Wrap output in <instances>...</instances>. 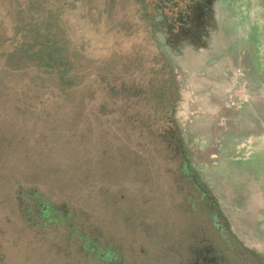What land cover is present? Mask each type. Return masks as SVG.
I'll return each instance as SVG.
<instances>
[{
  "label": "rangeland",
  "instance_id": "obj_1",
  "mask_svg": "<svg viewBox=\"0 0 264 264\" xmlns=\"http://www.w3.org/2000/svg\"><path fill=\"white\" fill-rule=\"evenodd\" d=\"M149 3L0 0V264H259L244 246L264 247V165L221 160L216 120L200 125L204 104L182 69L193 58L218 63L224 44L247 52L251 11L244 0H214L203 48L178 56L181 66ZM55 66L61 76L49 75ZM161 80L176 87L170 107L157 105L172 98ZM228 88L229 113L247 90L231 79ZM169 111L182 155L164 136Z\"/></svg>",
  "mask_w": 264,
  "mask_h": 264
},
{
  "label": "crops",
  "instance_id": "obj_2",
  "mask_svg": "<svg viewBox=\"0 0 264 264\" xmlns=\"http://www.w3.org/2000/svg\"><path fill=\"white\" fill-rule=\"evenodd\" d=\"M245 21L249 22L248 20ZM204 35L201 38L202 40ZM201 39L198 42H189L187 39L179 43L169 42V54H173L174 60L180 65L181 59L179 60L178 56L183 54L185 58H189L195 54V49L203 48ZM245 41L247 42V40ZM182 42H184V45ZM181 45H183L182 50ZM230 45L224 44L215 53L221 58L217 61L218 63L213 65L207 66L209 64L206 60L201 62V59H199L198 62L194 58L191 59L192 61L196 60L201 65L199 73L195 72L198 69H188L186 63L184 67L181 62L182 69L187 77L186 84L189 86L190 92L195 95V98L204 104L205 121L200 122V125L206 126L209 118L216 120L219 130L215 133L216 136L211 143L219 151L221 160L231 166H234L237 162H252L254 165H264V51L259 48L256 56L254 45L248 46L247 52H243L241 46L231 49ZM244 58H247V62ZM233 60L238 62L235 63ZM252 64L253 66H251ZM250 71L258 75L257 80L252 81L249 79L248 73ZM245 72L247 73V79L244 78ZM233 77L235 80H233ZM230 79L235 85L246 87L247 100L233 106L231 112L228 113L226 99ZM208 105L215 109L212 112L214 116H211L212 113H208V111H211V107ZM247 118L249 122L247 125L248 135L252 134L249 139L245 137L246 127L244 121ZM204 133L206 136H212V133H206V130H204ZM251 198L255 199V195H252Z\"/></svg>",
  "mask_w": 264,
  "mask_h": 264
},
{
  "label": "flooded vegetation",
  "instance_id": "obj_3",
  "mask_svg": "<svg viewBox=\"0 0 264 264\" xmlns=\"http://www.w3.org/2000/svg\"><path fill=\"white\" fill-rule=\"evenodd\" d=\"M213 1L214 0H152L149 6L152 11L156 8L159 11L160 21L164 24V31L170 38V42L179 43L185 39L189 42H198L205 34L209 19L212 17ZM244 1L252 14L253 30L251 32V38L253 39V44L255 45L257 43L259 48L264 51V0ZM148 16V20L153 19L151 15H149V12ZM169 92L170 84L165 94ZM171 112L172 111H169L168 114L162 116L167 123L166 127L163 128L165 133L164 136L167 137L168 141L173 142L177 152L182 155L183 140ZM180 160V166L185 176L188 177V179L190 178L192 180L190 182L199 190L201 195L200 199L212 212L213 217H224L217 198L213 194L208 193L205 187L200 184L189 160L186 158H181ZM221 219L229 231L226 221L223 218ZM235 240L238 242L240 241L239 238H235ZM244 247L248 249L246 251L256 262L264 264V247L262 250H258L254 246L246 245ZM201 257L205 261V257L202 254Z\"/></svg>",
  "mask_w": 264,
  "mask_h": 264
},
{
  "label": "trees",
  "instance_id": "obj_4",
  "mask_svg": "<svg viewBox=\"0 0 264 264\" xmlns=\"http://www.w3.org/2000/svg\"><path fill=\"white\" fill-rule=\"evenodd\" d=\"M21 3V2H20ZM22 4V3H21ZM24 4H26V3H24ZM45 55H46V52H44V51H42V52H40L39 51V56H41V57H45ZM55 70H58V72L57 71H52V73L51 74H49V75H55L56 77L57 76H61L62 75V73L64 72L63 70H61L60 69V67H58V66H55ZM70 72V74H68ZM66 75H68V76H71L72 78L75 76V72L73 73L72 71H66ZM168 82H170L169 80L168 81H162L161 80V84H164V86H163V91L165 90V92H167V90H168ZM170 86H172V90L174 89V88H176L175 86H173V83H171L170 82ZM172 94H171V101H169L168 100V103L165 105V100L167 99H163L162 101H160V100H158V102H157V105H161V106H169L170 107V105H171V103L173 104V102H174V100H175V98H176V92H174V94H173V91H170ZM35 95H36V97L39 99H41V100H38L37 98H36V100H37V103L39 104V105H41V104H43V103H41V101L43 102V100H42V98L41 97H39L38 96V94H36L35 93ZM17 105H19L18 103H17ZM148 105V104H147ZM36 115H37V113H36ZM35 190L36 189H34V190H31V191H27V194H29V196H31V194H34L35 193ZM206 190H207V192L208 193H210V191L206 188ZM37 193H38V191H37ZM39 194V193H38ZM40 199V198H39ZM34 209H36V210H39V211H41V214H40V216H42V218L43 219H46L47 217H49L48 216V208H42V209H40L39 208V206L38 205H35L34 206Z\"/></svg>",
  "mask_w": 264,
  "mask_h": 264
},
{
  "label": "bare ground",
  "instance_id": "obj_5",
  "mask_svg": "<svg viewBox=\"0 0 264 264\" xmlns=\"http://www.w3.org/2000/svg\"><path fill=\"white\" fill-rule=\"evenodd\" d=\"M221 31V30H220ZM222 43V42H221ZM194 52V51H193ZM205 53V52H204ZM220 54V53H219ZM216 59H218V58H216ZM187 60V59H186ZM193 60V59H192ZM192 60H190V61H188V65H187V67H188V69H198V64H197V62H196V60H194V61H192ZM215 62V61H214ZM188 71V70H187ZM248 118L244 121V125H245V127H246V131H245V137H246V139H249V138H251V136H252V134H250V135H248V131H247V125H248ZM211 156V155H210Z\"/></svg>",
  "mask_w": 264,
  "mask_h": 264
}]
</instances>
